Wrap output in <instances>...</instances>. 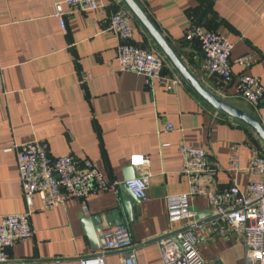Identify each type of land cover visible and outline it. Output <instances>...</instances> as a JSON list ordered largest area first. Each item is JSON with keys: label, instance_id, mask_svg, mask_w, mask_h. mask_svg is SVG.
<instances>
[{"label": "crops", "instance_id": "crops-1", "mask_svg": "<svg viewBox=\"0 0 264 264\" xmlns=\"http://www.w3.org/2000/svg\"><path fill=\"white\" fill-rule=\"evenodd\" d=\"M61 1L0 0V216L25 208L14 145L31 139L43 140L52 157L67 154L76 162L88 158L109 185L84 200L70 198L49 209L41 208L33 195L32 234L15 241L7 249L8 260L0 264H78V257L95 253L99 248L89 244L80 220L117 207L119 194L127 195L119 185L121 169L137 153L147 156L148 165L133 167L134 175L146 169L149 173L147 197L131 200L126 222L137 264H162L156 240L181 229L196 238V252L205 264H251L238 236H220L209 226L213 215L205 198L189 200L190 218L169 221L165 196L187 190L179 172V144L205 151L203 186L221 189L235 184L244 189L257 179L246 169L247 162L264 155V143L246 124L205 103L166 59L163 73L180 79L171 90L157 79L147 86L140 74L119 71L118 39L106 25L111 12L127 10L121 0H100V7L87 11L62 3L64 28L53 16L55 3ZM134 1L203 88L264 127V100L251 105L235 93L234 77L241 68L232 63L251 53L243 71L264 86L263 0ZM128 16L130 42L160 52L135 17L130 12ZM192 24L212 29L232 44L230 82L221 83L199 69L198 46L186 37ZM166 124L171 128L165 129ZM232 144L238 145L237 172L229 168ZM104 261L120 264L113 250L104 253Z\"/></svg>", "mask_w": 264, "mask_h": 264}, {"label": "built area", "instance_id": "built-area-1", "mask_svg": "<svg viewBox=\"0 0 264 264\" xmlns=\"http://www.w3.org/2000/svg\"><path fill=\"white\" fill-rule=\"evenodd\" d=\"M74 11L93 10L101 6L100 0H62L54 5L53 16L60 28H64L61 4ZM264 3V0H263ZM129 12L119 8L111 12L106 30L113 34L118 43L115 61L119 71L140 74L145 85L154 79L173 89L179 78L163 73L165 58L153 49L140 47L130 42L132 28ZM186 37L196 42L199 52V69L215 75L221 83L232 80L230 51L232 44L222 34L200 24L189 26ZM252 60L251 53L232 59L241 70L234 77L235 93L251 105H257L264 96V86L258 77L243 71ZM171 125L166 124L165 129ZM15 164L24 202V210L0 216V263L8 260L7 249L20 239L29 238L32 229L29 216L32 211L31 198L37 195L41 208L49 209L63 204L70 198L83 199L97 190H104L109 182L88 158L76 162L70 155L52 157L47 153L43 140L31 139L14 145ZM180 160L179 172L184 176L187 190L184 193L165 196V212L169 221L186 220L192 216L189 200L195 196L205 198L212 218L209 226L220 236L236 235L244 246L245 256L251 264H264V155H255L247 162L246 169L253 171L257 179L248 181L244 189L237 185L217 189L203 186L200 177L207 170L205 151L201 147L187 144L177 146ZM132 167L147 166L148 158L143 154H131L128 158ZM229 168L241 170L238 145L232 144L229 151ZM149 173L134 175L124 181L131 193L143 201L147 197ZM86 210L85 205L81 206ZM104 245L93 254L78 257V264H105L104 253L109 250L118 253L120 264H137L129 231L124 225H117L103 232ZM162 264H205L196 252V238L188 229L169 232L156 240ZM59 264V262H57Z\"/></svg>", "mask_w": 264, "mask_h": 264}, {"label": "water", "instance_id": "water-1", "mask_svg": "<svg viewBox=\"0 0 264 264\" xmlns=\"http://www.w3.org/2000/svg\"><path fill=\"white\" fill-rule=\"evenodd\" d=\"M127 10L135 17L143 29L147 32L150 38L155 43L158 50L173 67L180 78L187 84V86L198 95L205 103L212 108L225 113L246 124L257 137L264 143V127L250 114L244 112L210 94L203 88L199 82L187 70L172 48L167 44L155 26L150 22L147 16L139 8L134 0H121ZM264 100V96L262 98ZM133 167L125 165L121 169L120 188L126 192L127 195L119 194L117 199V207L111 208L107 213H98L93 215H84L80 220L84 233L87 235L89 244L93 248H101L104 245L103 231L117 225H124L129 220L131 215V200L139 201L131 191L124 184V181L133 177ZM200 224V222H197ZM176 264H184L180 259ZM210 264H220L219 261H214Z\"/></svg>", "mask_w": 264, "mask_h": 264}]
</instances>
